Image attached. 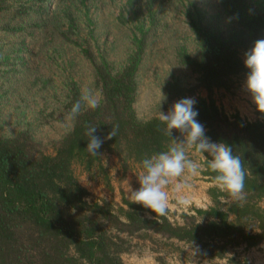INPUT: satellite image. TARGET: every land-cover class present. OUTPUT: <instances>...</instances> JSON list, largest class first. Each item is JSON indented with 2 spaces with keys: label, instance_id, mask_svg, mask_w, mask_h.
Segmentation results:
<instances>
[{
  "label": "trees",
  "instance_id": "1",
  "mask_svg": "<svg viewBox=\"0 0 264 264\" xmlns=\"http://www.w3.org/2000/svg\"><path fill=\"white\" fill-rule=\"evenodd\" d=\"M0 0V4H1ZM134 6L139 0H129ZM247 0H222L233 21L227 32L200 30L201 51L187 64L199 75L197 86L173 83L171 98H186L197 87L208 92L197 98V120L214 142H224L239 156L245 172L241 198L209 188L213 205L198 208L184 224L160 217L141 204L126 199L117 206L111 201H88L89 191L81 184L75 165L91 171L104 152H112L142 169V160L167 150L171 143L158 115L140 121L134 111L136 73L141 53L136 52L123 70L113 74L106 65H96V80L103 100L95 109L82 108L73 129L55 153L38 148L30 135L0 138V264H127L122 257L130 250L132 237L160 236L196 243L210 260L224 259L231 249L264 242V114L256 110L253 121L239 112L229 115L213 96L216 89L234 92L237 79L247 75L244 53L264 39V4L258 13L246 12ZM81 93L74 90L72 105ZM105 139L98 156L86 151L87 129ZM173 136L176 133L173 129ZM213 182L214 173L205 169ZM232 199V200H230ZM150 213L151 216H147ZM233 264H252L230 257Z\"/></svg>",
  "mask_w": 264,
  "mask_h": 264
},
{
  "label": "rangeland",
  "instance_id": "2",
  "mask_svg": "<svg viewBox=\"0 0 264 264\" xmlns=\"http://www.w3.org/2000/svg\"><path fill=\"white\" fill-rule=\"evenodd\" d=\"M128 1H1L0 138L26 132L38 148L55 153L77 121V116L69 118L74 90L82 95L84 89H91L101 102L96 65H106L115 74L136 52L141 53V61L133 108L140 121L159 116L160 111L167 113L183 99L171 98V84L198 85L199 75L187 59L200 53V30L205 25L216 32L232 27L222 0H139L134 6ZM263 4L264 0H247L246 12L256 14ZM246 76L237 79L234 92L216 89L213 96L229 115L239 112L253 120L256 107L244 86ZM201 96H208L201 87L187 95L195 100ZM188 156L204 163L193 149H188ZM74 168L89 191L88 201L107 200L117 206L131 200L128 194L139 188L142 173L138 165L112 152H104L91 171L80 165ZM190 184L189 205L178 206L172 199L167 215L173 222L184 224L191 216L201 220L196 209L213 205L209 188L214 183L203 171ZM260 203L264 207V199ZM122 257L127 264H233L230 257L264 264V242L254 247L242 245L231 249L224 259L210 260L201 256L196 243L136 236Z\"/></svg>",
  "mask_w": 264,
  "mask_h": 264
},
{
  "label": "clouds",
  "instance_id": "3",
  "mask_svg": "<svg viewBox=\"0 0 264 264\" xmlns=\"http://www.w3.org/2000/svg\"><path fill=\"white\" fill-rule=\"evenodd\" d=\"M243 62L248 70L245 89L256 110L264 114V39L255 41L245 51ZM99 103L98 96L91 89H84L80 100L72 105L69 118H75L82 108L95 109ZM196 103L194 98L187 97L174 103L167 113L160 111L158 119L165 126L171 143L167 150L142 160L139 188L128 194L133 203L141 204L160 217L168 214L172 199L178 206L191 203L187 195L190 181L205 168L214 173L213 183L221 191L239 199L245 188V172L240 157L233 154V148L227 143L214 142L206 135L204 126L197 120ZM97 128L90 126L87 129L86 151L92 156L100 155L98 150L104 140L116 134V129L112 128L102 139L94 134ZM173 129L179 131L180 137L173 136ZM188 149L199 154L204 163L190 159Z\"/></svg>",
  "mask_w": 264,
  "mask_h": 264
},
{
  "label": "crops",
  "instance_id": "4",
  "mask_svg": "<svg viewBox=\"0 0 264 264\" xmlns=\"http://www.w3.org/2000/svg\"><path fill=\"white\" fill-rule=\"evenodd\" d=\"M240 114L245 119L244 114L243 113H240ZM248 120L253 121V120H255V118L253 120H251V119H248Z\"/></svg>",
  "mask_w": 264,
  "mask_h": 264
}]
</instances>
